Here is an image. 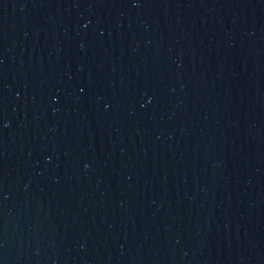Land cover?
Masks as SVG:
<instances>
[{"label":"water","instance_id":"95a60500","mask_svg":"<svg viewBox=\"0 0 264 264\" xmlns=\"http://www.w3.org/2000/svg\"><path fill=\"white\" fill-rule=\"evenodd\" d=\"M0 264H264V0H0Z\"/></svg>","mask_w":264,"mask_h":264}]
</instances>
